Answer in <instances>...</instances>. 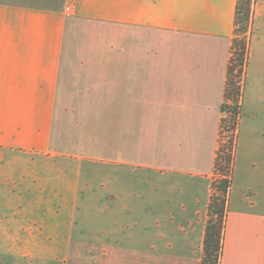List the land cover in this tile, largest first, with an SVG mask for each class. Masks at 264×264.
Listing matches in <instances>:
<instances>
[{
    "label": "crops",
    "instance_id": "obj_1",
    "mask_svg": "<svg viewBox=\"0 0 264 264\" xmlns=\"http://www.w3.org/2000/svg\"><path fill=\"white\" fill-rule=\"evenodd\" d=\"M254 1L219 264H264V0ZM236 3L0 0V264L92 250L98 264H200ZM83 163L113 170L99 176L113 178V201L99 206L113 219L92 237L41 212L78 208L59 186L72 193Z\"/></svg>",
    "mask_w": 264,
    "mask_h": 264
},
{
    "label": "trees",
    "instance_id": "obj_2",
    "mask_svg": "<svg viewBox=\"0 0 264 264\" xmlns=\"http://www.w3.org/2000/svg\"><path fill=\"white\" fill-rule=\"evenodd\" d=\"M249 7L250 0H237L234 15V38L230 46V59L221 106L223 115L219 124V147L213 165L214 180L211 183L200 264H219L222 251L226 198L230 188L232 149L240 98V82L246 55L245 34L249 24Z\"/></svg>",
    "mask_w": 264,
    "mask_h": 264
},
{
    "label": "rangeland",
    "instance_id": "obj_3",
    "mask_svg": "<svg viewBox=\"0 0 264 264\" xmlns=\"http://www.w3.org/2000/svg\"><path fill=\"white\" fill-rule=\"evenodd\" d=\"M255 3L254 0H250V7H249V14L251 13L252 5ZM250 17V15H249ZM249 26V24H248ZM78 169V167H76ZM112 168L111 167H103L99 166L98 164L94 163H83L80 172L81 177L79 179L75 178L74 187L72 186L73 192H69L67 189L68 186L64 184L63 186H59V191L65 192L67 199H74L75 196L78 198L77 209L73 211L69 210H61V211H41L43 221L47 219H55L63 221V219H71L75 223V229L79 233L89 234L90 237L96 236L99 233V230L103 227L101 225L104 217L107 220H112L114 211L111 208H106L105 210L99 209L100 203L104 202H112L114 195H113V178H107V181H104L99 177L103 174L112 175ZM153 187L156 184L155 182L152 183ZM109 191L102 192L103 189ZM104 187V188H103ZM57 191V192H59ZM76 191V192H75ZM30 212V211H29ZM56 214L57 218L50 217L51 214ZM43 246L51 247L52 243H43ZM78 245V246H77ZM74 246L81 247V244L73 243ZM85 248H87L85 244H83ZM76 247V248H77ZM88 256V257H87ZM89 256L91 258H89ZM115 259L107 258L106 261L110 264L113 263ZM137 264H145L144 258L136 259ZM98 256L97 253L92 250V252H86L84 257H57V258H41L39 259H32V258H11L10 264H98Z\"/></svg>",
    "mask_w": 264,
    "mask_h": 264
},
{
    "label": "built area",
    "instance_id": "obj_4",
    "mask_svg": "<svg viewBox=\"0 0 264 264\" xmlns=\"http://www.w3.org/2000/svg\"><path fill=\"white\" fill-rule=\"evenodd\" d=\"M66 10L69 11V8H67Z\"/></svg>",
    "mask_w": 264,
    "mask_h": 264
}]
</instances>
